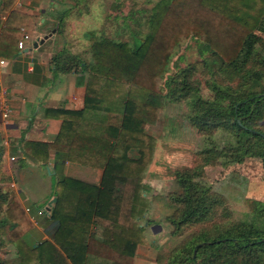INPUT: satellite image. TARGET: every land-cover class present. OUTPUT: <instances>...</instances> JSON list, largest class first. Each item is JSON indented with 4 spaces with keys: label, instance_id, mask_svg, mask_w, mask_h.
I'll list each match as a JSON object with an SVG mask.
<instances>
[{
    "label": "trees",
    "instance_id": "1",
    "mask_svg": "<svg viewBox=\"0 0 264 264\" xmlns=\"http://www.w3.org/2000/svg\"><path fill=\"white\" fill-rule=\"evenodd\" d=\"M133 23L146 26L145 38L138 32L130 43L102 37L90 44L89 61L65 51L54 61L62 73L87 75L84 105L59 112L57 138L39 146L100 171L99 185L60 180L52 210L58 227L51 241L32 249L24 241L32 229L29 217L17 196L0 187V236L7 238H0V253L11 246L16 264L136 263L147 228L137 223L134 202L156 144L145 129L156 124L160 99L198 91L195 66L166 75L174 49L194 40L210 55L206 87L213 95L194 96L188 121L213 147L173 173L164 222L171 238L186 236L166 264H264V202H250L247 220H231L223 197L198 182L202 159L226 165L258 159L264 169V0H161L145 21ZM218 133L220 149L214 145ZM132 149L139 151L137 159L128 156ZM3 154L0 133V164ZM75 202L86 212L72 221L76 214L63 207ZM0 264L8 261L0 256Z\"/></svg>",
    "mask_w": 264,
    "mask_h": 264
},
{
    "label": "crops",
    "instance_id": "2",
    "mask_svg": "<svg viewBox=\"0 0 264 264\" xmlns=\"http://www.w3.org/2000/svg\"><path fill=\"white\" fill-rule=\"evenodd\" d=\"M80 3V0H0V62H4L0 64V99L4 98L10 110L8 120H2L0 115L4 150L0 187L15 194L24 211L31 210L30 214L25 213L32 229L24 237L31 249L51 241L58 227L52 210L60 180L69 178L92 186L100 183V171L69 163L63 154L45 153L39 146L57 138L61 130L59 112L78 111L84 105L85 74L79 70L62 73L54 63L63 51L79 57L78 53L69 54L64 49L68 43L76 41L71 45L85 47L86 43L90 45L102 38L103 21H96L90 10L96 0H87L81 13ZM24 36L28 39L20 49L18 43ZM44 37L48 38L33 49L34 42ZM49 197L47 206H33ZM63 209L76 214L72 221L83 219L86 212L83 203L76 202Z\"/></svg>",
    "mask_w": 264,
    "mask_h": 264
},
{
    "label": "rangeland",
    "instance_id": "3",
    "mask_svg": "<svg viewBox=\"0 0 264 264\" xmlns=\"http://www.w3.org/2000/svg\"><path fill=\"white\" fill-rule=\"evenodd\" d=\"M80 1L78 11L81 13L87 0ZM160 1L96 0L94 7L92 6L90 10L96 21L97 19L103 21L100 27L101 37L130 43L132 32L142 33L143 38L149 32L146 26L143 25L141 28L136 26V23L134 25L133 21H145L151 15L154 6ZM101 3L102 5L98 7ZM86 8L89 10V7H85V10ZM142 9L146 13L140 14ZM127 25L128 27H126ZM74 42L76 41L71 43ZM71 43H68V47L64 49L69 54L70 52L78 53L80 59L89 61L91 57L89 43H86L85 47L78 45L77 48ZM209 57V53L200 52L198 42L194 40H183L171 55L166 75L169 76L174 71L177 72L193 65L196 71L192 80L198 82L199 86L195 93L182 92L181 95L178 94L179 96L176 95L166 100L160 99L159 105H157L158 120L154 126L150 125L145 129L147 135L154 137L156 144L153 161L142 180V192L134 202L137 223L147 228L145 242L138 248V258L135 264H166L169 252L182 243L186 236L171 238L170 227L164 222L165 217L170 213L166 199L167 195L175 188L173 173L190 168L195 156L202 155L204 158L206 155L203 151L213 147L212 143L207 138L200 136L188 121L191 105L196 99L194 96L212 99L213 94L206 87L210 77L207 64ZM85 78L87 79V75ZM238 91L243 95L248 92L243 86H240ZM224 113L226 112H221V114ZM222 140L221 134L218 133L216 135L217 143L214 142V145L219 149L222 146ZM138 152L137 149H132L128 152V156L137 159ZM12 159L14 160V158ZM201 164L203 173L202 177L198 179L199 184L212 188L215 193L223 197L231 220H247L248 215L251 214L250 202H264V169L261 160L248 159L242 164L226 165L222 159L218 162L202 159ZM50 201L49 197L46 202L33 206L45 207ZM0 238L5 241L7 239L4 235H1ZM3 250L6 253L1 251L0 256L8 261V264H16L13 248L7 244Z\"/></svg>",
    "mask_w": 264,
    "mask_h": 264
},
{
    "label": "built area",
    "instance_id": "4",
    "mask_svg": "<svg viewBox=\"0 0 264 264\" xmlns=\"http://www.w3.org/2000/svg\"><path fill=\"white\" fill-rule=\"evenodd\" d=\"M27 39H28V36H24L23 40L18 43L20 49L22 48L24 41L27 40ZM3 63H4L3 61L0 62V64H3ZM0 115H1V119L4 120V121L8 120L9 119V115H10V110H9L8 106L6 105L5 100H4L3 97L0 99ZM30 211L31 210L29 208L25 209V212L27 214H30ZM38 214H41V212L39 211Z\"/></svg>",
    "mask_w": 264,
    "mask_h": 264
},
{
    "label": "water",
    "instance_id": "5",
    "mask_svg": "<svg viewBox=\"0 0 264 264\" xmlns=\"http://www.w3.org/2000/svg\"><path fill=\"white\" fill-rule=\"evenodd\" d=\"M48 37H44L43 39H38V40H36L35 42H34V44H33V49H36L37 47H38V45L39 44H43L44 43V41L47 39ZM29 51H32V49L30 50L29 49ZM56 201V199H53V202H55ZM52 204V202L49 204V206ZM47 210H49V208L47 207Z\"/></svg>",
    "mask_w": 264,
    "mask_h": 264
}]
</instances>
